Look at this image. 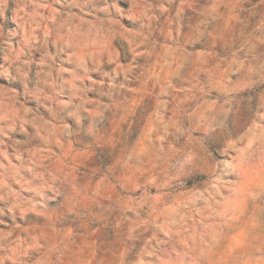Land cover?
Wrapping results in <instances>:
<instances>
[{"label":"rangeland","instance_id":"1","mask_svg":"<svg viewBox=\"0 0 264 264\" xmlns=\"http://www.w3.org/2000/svg\"><path fill=\"white\" fill-rule=\"evenodd\" d=\"M0 264H264V0H0Z\"/></svg>","mask_w":264,"mask_h":264}]
</instances>
